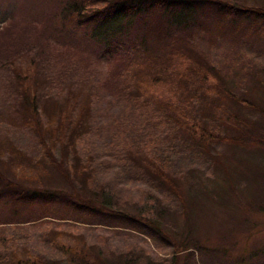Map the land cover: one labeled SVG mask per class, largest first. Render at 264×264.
Returning a JSON list of instances; mask_svg holds the SVG:
<instances>
[{"label": "trees", "instance_id": "trees-1", "mask_svg": "<svg viewBox=\"0 0 264 264\" xmlns=\"http://www.w3.org/2000/svg\"><path fill=\"white\" fill-rule=\"evenodd\" d=\"M14 1L0 0V30ZM50 1L57 53L84 45L89 57L79 67L39 53L23 72L12 70L19 83L30 76L35 86L38 73L43 79L36 88L19 84L7 107L8 123L31 133L37 150L29 158L9 139V149L0 145V264H196L197 223L236 190L232 162L251 153L264 162V86L257 97L229 90L194 39L213 43L250 28L262 36L264 7L231 0ZM94 55L113 69L97 73L89 66ZM7 62L14 63L7 59L0 68L7 70ZM192 80L199 84L194 93ZM80 85L87 87L82 100L72 89ZM49 94L66 104L55 102L49 113L41 103L53 101ZM259 167L250 173L264 181ZM54 222L82 228L73 234ZM22 228L29 235L12 232ZM157 249H168V257L151 253ZM262 259L252 253L238 262Z\"/></svg>", "mask_w": 264, "mask_h": 264}, {"label": "rangeland", "instance_id": "rangeland-1", "mask_svg": "<svg viewBox=\"0 0 264 264\" xmlns=\"http://www.w3.org/2000/svg\"><path fill=\"white\" fill-rule=\"evenodd\" d=\"M231 1L245 3L247 7H264V0ZM14 3H16V0ZM53 11L54 2L50 0H46L44 3L41 0H19L13 11L14 14L10 17L11 19L0 30V62L7 59H13L14 62L11 67L10 64L8 65L10 60L5 64L9 67L7 70L0 68V137L2 138L0 139V145L1 147L7 146V139H9L13 144L24 150L29 158L37 150V146L33 143L32 134L15 129L14 122L8 123L9 113L7 107L12 99L17 98L15 92L19 84H22L21 88H26L25 84L35 87L42 84L43 78L39 73L36 74L33 80L34 86L31 83L32 78L30 76H22L20 78L25 81L19 79L21 82L19 83L16 82L17 79H15L13 71L20 69L23 72L30 61L39 58V53H47V57L51 61L54 60L55 65H59L67 59H73L79 67L85 66L89 57L85 53L86 48L84 45L73 46L76 50H63L62 53H57L58 50H62V46L60 43L58 44V35L53 27L56 24V19L52 16ZM237 36L238 38L225 36L220 39V37H217V40L215 39L213 43H210L205 36L201 35L202 40L195 38L194 44L198 48L197 52L212 63L211 66L214 70L217 69L215 71L219 72L225 84L229 83V90L241 94L243 89V92L246 90L245 94L251 92L254 97H257L256 93H261V88L258 87L259 83L264 86V35L256 34L254 28H250L246 29L242 37ZM53 39L55 42L52 41ZM18 54L20 55L14 56ZM95 54L97 53L95 52ZM90 58L91 64L89 66L96 68L99 74L105 75L109 69H113V66L107 64V61L97 62L95 55ZM46 62L48 63V61ZM52 69L56 71L58 68L52 67ZM33 71L35 72L34 68ZM3 76H5V79ZM6 77H10L11 80ZM258 77L261 80L257 81ZM198 85L196 80H192L191 93H194V88ZM253 87L256 90L255 92ZM72 89L81 100L84 99L87 91L86 85H80ZM66 90L67 86L61 89V93L64 94ZM217 93V91L209 92L204 97L205 101H213L212 98L215 99ZM48 97L54 98L53 101H48L45 97L41 103L46 101L44 105L49 113L55 111V102L57 105L64 106L66 104L64 100H57L56 96H52V94H49ZM217 112H220V109L216 110ZM244 113L248 114L247 112ZM7 149H9V146H7ZM243 157L244 161L241 164L232 162L233 181H238V183L237 186L234 184L236 190L228 195L225 206H220L215 215L206 217L197 223L199 230L196 236L201 239V246L199 251L194 252V263L196 264H239L238 260H243L252 253L263 256L262 261L259 263L264 264V181L259 174L250 173L260 168L259 163L263 165L264 162L253 159L256 156L252 153ZM243 169L246 172H243ZM247 181L252 182L248 184ZM255 182H257V185ZM258 208H262V210ZM61 223L54 222L53 225L56 227L59 225L60 229H66L73 234H76L78 229L82 228L78 225L65 228L61 226ZM12 232L17 235H29L30 233L29 230L24 228ZM169 252L168 249H157L151 253H154L160 260H164L168 257ZM191 263L193 264V260Z\"/></svg>", "mask_w": 264, "mask_h": 264}]
</instances>
